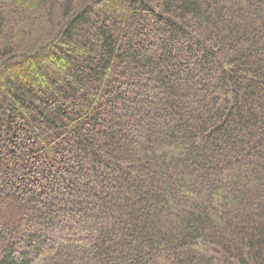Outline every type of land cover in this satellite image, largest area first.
Returning <instances> with one entry per match:
<instances>
[{
    "label": "trees",
    "instance_id": "obj_1",
    "mask_svg": "<svg viewBox=\"0 0 264 264\" xmlns=\"http://www.w3.org/2000/svg\"><path fill=\"white\" fill-rule=\"evenodd\" d=\"M0 264H264V0H0Z\"/></svg>",
    "mask_w": 264,
    "mask_h": 264
}]
</instances>
